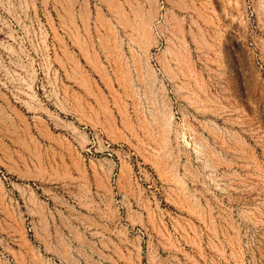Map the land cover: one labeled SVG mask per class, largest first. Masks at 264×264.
Masks as SVG:
<instances>
[{
    "label": "rangeland",
    "instance_id": "1",
    "mask_svg": "<svg viewBox=\"0 0 264 264\" xmlns=\"http://www.w3.org/2000/svg\"><path fill=\"white\" fill-rule=\"evenodd\" d=\"M0 264H264V0H0Z\"/></svg>",
    "mask_w": 264,
    "mask_h": 264
}]
</instances>
